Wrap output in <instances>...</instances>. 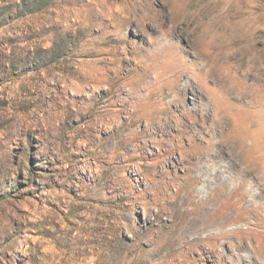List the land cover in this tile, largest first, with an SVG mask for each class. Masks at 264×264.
Masks as SVG:
<instances>
[{
  "label": "rangeland",
  "instance_id": "374dc122",
  "mask_svg": "<svg viewBox=\"0 0 264 264\" xmlns=\"http://www.w3.org/2000/svg\"><path fill=\"white\" fill-rule=\"evenodd\" d=\"M0 264H264V0H0Z\"/></svg>",
  "mask_w": 264,
  "mask_h": 264
},
{
  "label": "trees",
  "instance_id": "16d2710c",
  "mask_svg": "<svg viewBox=\"0 0 264 264\" xmlns=\"http://www.w3.org/2000/svg\"><path fill=\"white\" fill-rule=\"evenodd\" d=\"M4 45L3 41L1 40V37H0V47Z\"/></svg>",
  "mask_w": 264,
  "mask_h": 264
}]
</instances>
